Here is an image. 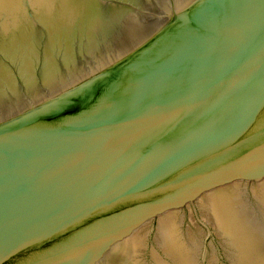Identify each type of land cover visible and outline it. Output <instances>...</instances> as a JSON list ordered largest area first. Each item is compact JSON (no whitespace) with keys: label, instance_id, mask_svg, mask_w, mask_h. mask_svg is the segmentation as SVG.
<instances>
[{"label":"water","instance_id":"obj_1","mask_svg":"<svg viewBox=\"0 0 264 264\" xmlns=\"http://www.w3.org/2000/svg\"><path fill=\"white\" fill-rule=\"evenodd\" d=\"M0 264H264V0H0Z\"/></svg>","mask_w":264,"mask_h":264}]
</instances>
